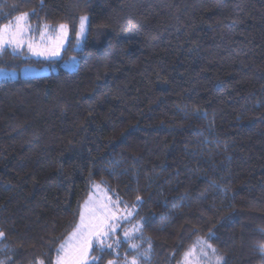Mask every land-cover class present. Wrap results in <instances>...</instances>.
Masks as SVG:
<instances>
[{
  "label": "trees",
  "instance_id": "1",
  "mask_svg": "<svg viewBox=\"0 0 264 264\" xmlns=\"http://www.w3.org/2000/svg\"><path fill=\"white\" fill-rule=\"evenodd\" d=\"M33 10L90 26L75 70L0 78V260L49 264L97 182L142 198L146 264L209 232L226 264H264V0H0V23Z\"/></svg>",
  "mask_w": 264,
  "mask_h": 264
},
{
  "label": "snow or ice",
  "instance_id": "2",
  "mask_svg": "<svg viewBox=\"0 0 264 264\" xmlns=\"http://www.w3.org/2000/svg\"><path fill=\"white\" fill-rule=\"evenodd\" d=\"M12 7L15 9L16 5ZM34 15V10L18 12L7 22L0 23V62L6 54L13 59H62V52L68 50L66 44L72 43L70 33L74 34L72 50L76 51L81 47L90 26L89 17L80 15L78 25L70 26L62 22L53 27L45 21L37 31L30 23V17ZM71 61L75 64L76 57H71ZM142 202V198L137 195L135 203L130 205L103 183L93 182L88 199L79 206L78 222L56 242L55 257L49 264H103L105 255L113 257L106 264H118L123 245H127L130 251H126L122 264H141V261L146 264L150 259L152 244L149 240L148 247L141 251V243L137 242L145 240L143 233L147 225V221L137 211ZM4 237L5 233L0 231V239ZM213 238L211 232L207 238H199L184 251L179 264H192L194 256L196 264H199L200 259L205 264H226L224 257L218 254L210 242ZM259 251L264 255V244L259 246ZM0 264L6 262L0 260ZM35 264H45V261L39 259Z\"/></svg>",
  "mask_w": 264,
  "mask_h": 264
},
{
  "label": "rangeland",
  "instance_id": "3",
  "mask_svg": "<svg viewBox=\"0 0 264 264\" xmlns=\"http://www.w3.org/2000/svg\"><path fill=\"white\" fill-rule=\"evenodd\" d=\"M87 15V14H86ZM78 25V22H77ZM56 25H53V27H55ZM31 27L34 29H37V31L39 30L40 27H33V25L31 24ZM86 37H87V33H86ZM70 41L72 42L71 44H66V48L68 49L67 52H62V59H57L58 61H51L46 62V63H39V64H24L22 65L20 68H10V69H6V68H2L0 67V78H21V77H32V76H44V74H49V73H54L58 67L64 69V70H75L76 66H77V62H75V64H73V62L71 61V57L75 56L76 60H77V52L78 50H80L85 41L86 38L82 41L81 43V47L79 49H77L76 51H73L72 48L74 46V42H75V37L74 34L69 36ZM63 54H65V57L63 56ZM41 60V59H37V58H31L30 60ZM43 61V60H42ZM64 61H67L68 63L65 64ZM97 183V182H95ZM99 184V183H97ZM92 185V184H90ZM91 189V186H90ZM90 194V190L89 193L87 194V197L83 200V203L88 199ZM82 203V204H83ZM81 204V205H82ZM79 219V217H78ZM198 251V249H197ZM122 264V262H121ZM192 264H196V257L194 256L192 259ZM199 264H202L201 260L199 261ZM204 264V263H203Z\"/></svg>",
  "mask_w": 264,
  "mask_h": 264
}]
</instances>
